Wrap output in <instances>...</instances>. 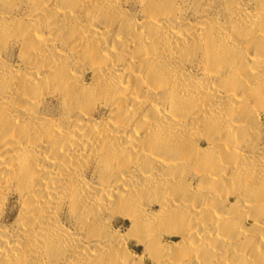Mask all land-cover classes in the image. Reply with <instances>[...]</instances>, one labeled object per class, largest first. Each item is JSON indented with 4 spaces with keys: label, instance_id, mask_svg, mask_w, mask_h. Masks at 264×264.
<instances>
[{
    "label": "bare ground",
    "instance_id": "1",
    "mask_svg": "<svg viewBox=\"0 0 264 264\" xmlns=\"http://www.w3.org/2000/svg\"><path fill=\"white\" fill-rule=\"evenodd\" d=\"M0 264H264V0H0Z\"/></svg>",
    "mask_w": 264,
    "mask_h": 264
},
{
    "label": "rangeland",
    "instance_id": "2",
    "mask_svg": "<svg viewBox=\"0 0 264 264\" xmlns=\"http://www.w3.org/2000/svg\"><path fill=\"white\" fill-rule=\"evenodd\" d=\"M140 250H141V247H137L136 251H138V252H139Z\"/></svg>",
    "mask_w": 264,
    "mask_h": 264
}]
</instances>
